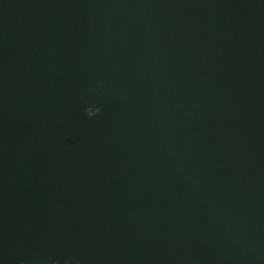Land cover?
Here are the masks:
<instances>
[{
  "label": "water",
  "instance_id": "95a60500",
  "mask_svg": "<svg viewBox=\"0 0 264 264\" xmlns=\"http://www.w3.org/2000/svg\"><path fill=\"white\" fill-rule=\"evenodd\" d=\"M264 264V0H0V264Z\"/></svg>",
  "mask_w": 264,
  "mask_h": 264
},
{
  "label": "clouds",
  "instance_id": "9594fccd",
  "mask_svg": "<svg viewBox=\"0 0 264 264\" xmlns=\"http://www.w3.org/2000/svg\"><path fill=\"white\" fill-rule=\"evenodd\" d=\"M53 264H56V262H55V261H53Z\"/></svg>",
  "mask_w": 264,
  "mask_h": 264
}]
</instances>
